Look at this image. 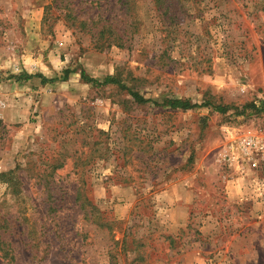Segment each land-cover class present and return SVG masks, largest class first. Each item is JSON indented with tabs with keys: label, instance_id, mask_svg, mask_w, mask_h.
<instances>
[{
	"label": "rangeland",
	"instance_id": "374dc122",
	"mask_svg": "<svg viewBox=\"0 0 264 264\" xmlns=\"http://www.w3.org/2000/svg\"><path fill=\"white\" fill-rule=\"evenodd\" d=\"M125 1L0 0V264H264V0Z\"/></svg>",
	"mask_w": 264,
	"mask_h": 264
},
{
	"label": "trees",
	"instance_id": "16d2710c",
	"mask_svg": "<svg viewBox=\"0 0 264 264\" xmlns=\"http://www.w3.org/2000/svg\"><path fill=\"white\" fill-rule=\"evenodd\" d=\"M157 1H167V0H157ZM124 4L126 5L127 4V0L124 2ZM92 25H95L96 23L95 22H92L91 23ZM90 25V24H89ZM92 25H90L89 27V32L92 33ZM134 25V24H133ZM108 31V30H107ZM106 31H105V27H103L102 29L99 30V33L100 34H104ZM110 34H113L115 36V39L117 41H121V42H117L118 43V46H121V47H124L126 45V42L124 40V36H129V34H125L124 32L122 33V37L120 36V33H110ZM132 34V32H131ZM120 39V40H119ZM128 39V38H127ZM128 41V40H126ZM72 70H69L67 69L65 71V78L68 77L69 73L71 72ZM41 77V75H38V77ZM28 77H32V76H28ZM81 77H82V80L86 83H89V84H92V85H106V84H115V85H119L121 88L123 89H127L129 91V93L132 95V97L134 98V100L140 104H146V103H149V102H152L154 105H159V106H166V107H169L170 109H178V110H183V111H187V110H191V109H194V108H197V107H202V106H208L209 102H205V103H193L191 102L190 99H186V98H178V97H171V98H168V97H165L162 99V101H158V100H152L150 98H145L143 95H141L139 92L137 91H134V90H131L130 88H127V86H125L124 84L121 83V81L115 77V76H107L106 78L104 79H98V78H92L90 77L89 75L86 74L85 71H81ZM48 81L45 77H42V82H46ZM214 109L217 110L218 112H221V113H224L226 112V108L223 107V106H214ZM2 175V174H0Z\"/></svg>",
	"mask_w": 264,
	"mask_h": 264
},
{
	"label": "built area",
	"instance_id": "2783aa9c",
	"mask_svg": "<svg viewBox=\"0 0 264 264\" xmlns=\"http://www.w3.org/2000/svg\"><path fill=\"white\" fill-rule=\"evenodd\" d=\"M252 145H253V140H251V139H246V140H244V146H245V148H246L247 150H248L249 148H251Z\"/></svg>",
	"mask_w": 264,
	"mask_h": 264
}]
</instances>
